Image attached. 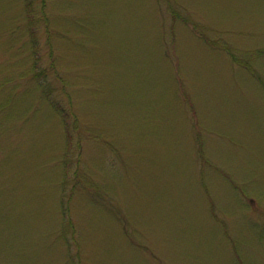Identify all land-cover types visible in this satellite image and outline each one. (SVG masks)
Here are the masks:
<instances>
[{
  "label": "rangeland",
  "instance_id": "obj_1",
  "mask_svg": "<svg viewBox=\"0 0 264 264\" xmlns=\"http://www.w3.org/2000/svg\"><path fill=\"white\" fill-rule=\"evenodd\" d=\"M167 1L49 0L83 138L69 245L63 118L0 0V264H264V0Z\"/></svg>",
  "mask_w": 264,
  "mask_h": 264
},
{
  "label": "trees",
  "instance_id": "obj_2",
  "mask_svg": "<svg viewBox=\"0 0 264 264\" xmlns=\"http://www.w3.org/2000/svg\"><path fill=\"white\" fill-rule=\"evenodd\" d=\"M167 2L172 15L176 16V18H185L175 6L171 5L169 0ZM49 7V0H22L16 15V25L13 31L19 34L17 35L19 39L23 40L22 45L18 49H21L20 55L28 60V66L23 72L24 75L36 83L41 89L43 97L51 104L55 112L63 118L62 124L66 138V152L63 156L64 185L62 195L66 218H64L63 232L68 239L69 245H74L78 242L75 237L76 232L78 234V230L75 228L76 226L74 227L71 215V201L70 197H67L66 191L68 180H84L86 178L80 169L83 138L81 136L79 115L73 110L74 97L72 89H74V93L77 88V86L75 87L76 82L66 77L70 67H66L64 64L60 65V63H63L64 58L55 43L54 23H56V18ZM204 38L206 39V36ZM207 40L210 41L209 39ZM211 41L215 46L220 44L217 40V42L214 39ZM224 47L229 46L225 45ZM230 52L234 53L232 49ZM61 58L62 61H60ZM60 82V85L57 84ZM67 86H69V90ZM197 139L202 144L200 133L197 134ZM199 150L202 152V149ZM76 153H78V160L74 158ZM65 174H67V178ZM76 257L78 256L75 255V258H72L73 261H69V263L80 264L79 259Z\"/></svg>",
  "mask_w": 264,
  "mask_h": 264
}]
</instances>
